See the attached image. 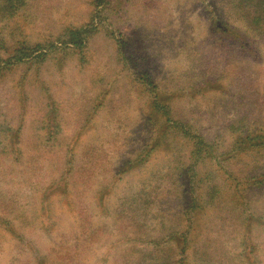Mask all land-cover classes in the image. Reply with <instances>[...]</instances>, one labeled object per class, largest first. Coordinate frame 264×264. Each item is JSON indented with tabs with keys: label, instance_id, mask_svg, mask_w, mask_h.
Here are the masks:
<instances>
[{
	"label": "rangeland",
	"instance_id": "1",
	"mask_svg": "<svg viewBox=\"0 0 264 264\" xmlns=\"http://www.w3.org/2000/svg\"><path fill=\"white\" fill-rule=\"evenodd\" d=\"M12 3L0 264H264V27L236 0Z\"/></svg>",
	"mask_w": 264,
	"mask_h": 264
},
{
	"label": "trees",
	"instance_id": "2",
	"mask_svg": "<svg viewBox=\"0 0 264 264\" xmlns=\"http://www.w3.org/2000/svg\"><path fill=\"white\" fill-rule=\"evenodd\" d=\"M13 0H0V7L3 8L4 10L8 8H11L13 5ZM236 6L242 11L241 17L243 21L253 30H258L261 31L263 29L264 25V0H236ZM75 33V32H71ZM75 35V34H74ZM79 39V38H78ZM72 43L75 44H80L81 40H76L73 41L71 40ZM26 56L21 55V56H14L12 57L13 60H21L24 59ZM193 144L197 148L195 150V153L199 152H206V144L204 141H202L201 138L194 137V142ZM191 153H194V150L191 151Z\"/></svg>",
	"mask_w": 264,
	"mask_h": 264
}]
</instances>
